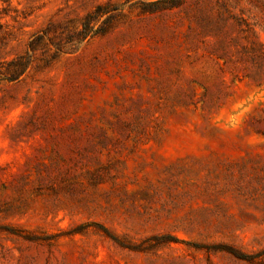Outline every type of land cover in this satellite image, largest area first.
Instances as JSON below:
<instances>
[{
	"label": "rangeland",
	"instance_id": "374dc122",
	"mask_svg": "<svg viewBox=\"0 0 264 264\" xmlns=\"http://www.w3.org/2000/svg\"><path fill=\"white\" fill-rule=\"evenodd\" d=\"M135 1L0 0V264H264V0Z\"/></svg>",
	"mask_w": 264,
	"mask_h": 264
},
{
	"label": "trees",
	"instance_id": "16d2710c",
	"mask_svg": "<svg viewBox=\"0 0 264 264\" xmlns=\"http://www.w3.org/2000/svg\"><path fill=\"white\" fill-rule=\"evenodd\" d=\"M135 3H138L143 11L153 12L159 9L181 6L184 3V0H137L135 1ZM103 7H104L103 5H98L95 11L87 14L83 22V30H81L83 36H86L90 33L91 27L89 25V22L93 19H96L99 15H101L104 12ZM22 71L23 69L20 70L19 73H21ZM230 251L235 253V255L242 257V254L240 253L234 252V250H230Z\"/></svg>",
	"mask_w": 264,
	"mask_h": 264
}]
</instances>
